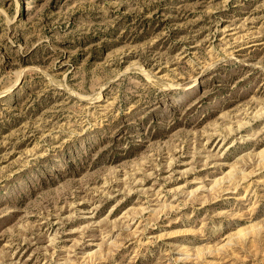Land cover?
Masks as SVG:
<instances>
[{
    "label": "rangeland",
    "instance_id": "374dc122",
    "mask_svg": "<svg viewBox=\"0 0 264 264\" xmlns=\"http://www.w3.org/2000/svg\"><path fill=\"white\" fill-rule=\"evenodd\" d=\"M263 168L264 0H0V264H264Z\"/></svg>",
    "mask_w": 264,
    "mask_h": 264
},
{
    "label": "bare ground",
    "instance_id": "6f19581e",
    "mask_svg": "<svg viewBox=\"0 0 264 264\" xmlns=\"http://www.w3.org/2000/svg\"><path fill=\"white\" fill-rule=\"evenodd\" d=\"M262 158V157H261ZM259 163H261V162H259ZM263 164V163H262ZM259 165V164H258ZM259 167V166H258ZM264 169V168H263ZM239 172H241V171H239ZM243 172V171H242ZM244 173H246V172H244ZM256 173H258V172H256ZM254 174V173H253ZM243 175V174H242ZM247 176V175H246ZM246 179V178H245ZM229 182V181H228ZM222 184V183H221ZM225 185V184H224ZM228 185V184H227ZM223 186V185H222ZM230 186V185H229ZM201 189V188H200ZM202 189H205V188H202ZM225 191V190H224ZM235 191V190H234ZM144 211V210H143ZM147 211V210H146ZM128 214V213H127ZM125 217V216H124ZM133 219V218H132ZM136 219V218H135ZM138 228V227H137ZM141 232V231H140Z\"/></svg>",
    "mask_w": 264,
    "mask_h": 264
}]
</instances>
